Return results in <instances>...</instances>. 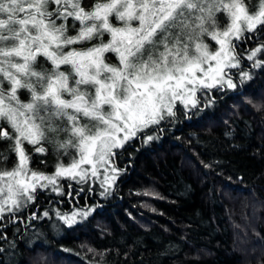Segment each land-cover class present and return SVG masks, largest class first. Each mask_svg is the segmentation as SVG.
Segmentation results:
<instances>
[{
    "label": "snow or ice",
    "instance_id": "obj_1",
    "mask_svg": "<svg viewBox=\"0 0 264 264\" xmlns=\"http://www.w3.org/2000/svg\"><path fill=\"white\" fill-rule=\"evenodd\" d=\"M254 7L249 11L245 0H94L86 10L83 0H0V141L15 157L11 169L0 167V227L34 205L38 189L64 195L62 179L89 191L99 182L97 194L109 195L121 175L115 158L126 145L153 140L148 131H162L178 104L183 114L201 101L214 103L213 89L237 88L234 41L256 42L244 59L264 68V0ZM84 43L91 46L75 47ZM108 53L118 64L106 62ZM237 76L240 85L252 79L248 71ZM25 144L32 155L52 149L51 174L30 167ZM8 158L0 152V165ZM94 210L55 215L71 226ZM48 216L44 211L40 219Z\"/></svg>",
    "mask_w": 264,
    "mask_h": 264
},
{
    "label": "trees",
    "instance_id": "obj_2",
    "mask_svg": "<svg viewBox=\"0 0 264 264\" xmlns=\"http://www.w3.org/2000/svg\"><path fill=\"white\" fill-rule=\"evenodd\" d=\"M93 3L83 0L86 10ZM234 43L240 70L251 80L240 85V70L233 69L236 89H213L214 103L204 107L201 101L183 114L178 104L176 118L162 122V131H148L153 140L126 145L115 158L121 175L109 195L97 194L98 182L89 191L88 184L63 179L64 195L38 189L34 205L2 222L0 264H264V68L252 69L244 59L256 42ZM105 60L118 64L112 53ZM40 63L49 67L43 58ZM24 147L30 167L50 174L52 149L45 144L49 154L38 156ZM7 148L0 141L9 157L0 167L11 169L15 157ZM79 188L84 191L77 195ZM84 208L95 210L71 226L55 215ZM44 211L49 216L40 219ZM33 213L37 219L30 221Z\"/></svg>",
    "mask_w": 264,
    "mask_h": 264
},
{
    "label": "rangeland",
    "instance_id": "obj_3",
    "mask_svg": "<svg viewBox=\"0 0 264 264\" xmlns=\"http://www.w3.org/2000/svg\"><path fill=\"white\" fill-rule=\"evenodd\" d=\"M256 4H257V0H250V5H251V7H254V5H256ZM221 22H223V20H222ZM222 26H223V25H222ZM209 47H210L211 50L215 51L216 48H217L218 46L215 44V42L211 41V45H209ZM211 47H213V48H211ZM107 63H108V62H107ZM64 162L67 163V162H68L67 159H64ZM55 163H56V162H54V165H55ZM54 165H53V167L51 168V173H52L53 170H54ZM51 173H50V174H51ZM45 174H46V173H45ZM59 182H60V181H59ZM98 184H99V182H98Z\"/></svg>",
    "mask_w": 264,
    "mask_h": 264
}]
</instances>
